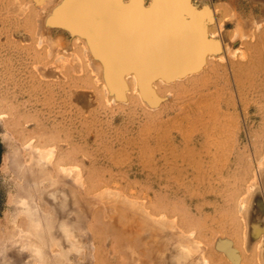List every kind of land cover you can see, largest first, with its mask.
<instances>
[{"label":"rangeland","instance_id":"obj_1","mask_svg":"<svg viewBox=\"0 0 264 264\" xmlns=\"http://www.w3.org/2000/svg\"><path fill=\"white\" fill-rule=\"evenodd\" d=\"M49 1L0 0V264H141L139 232L120 228L133 212L153 219L145 237L160 228L159 254L259 264L263 233L252 260L217 244L264 222V2L200 0V68L119 82L77 21L48 22Z\"/></svg>","mask_w":264,"mask_h":264},{"label":"bare ground","instance_id":"obj_2","mask_svg":"<svg viewBox=\"0 0 264 264\" xmlns=\"http://www.w3.org/2000/svg\"><path fill=\"white\" fill-rule=\"evenodd\" d=\"M261 1L262 3L264 2L263 0ZM49 2H53L51 3L52 5ZM49 2L48 6H46H51L50 12L54 14L55 19L53 15L51 17L49 14L48 16L53 19H48L49 17L47 18L46 16L48 22L50 24H59L60 26L63 24V27L66 25L70 26V21H77L86 30L85 34L82 33L91 47L90 50L92 49L90 56H92L91 60L94 61L93 64L96 69H99V72L107 77L112 72L115 80L119 82H121L120 79L124 74H128L134 69L139 71V75L145 81H151L158 76H178L197 70L200 68V58L204 56L205 50L213 48L206 37V31L202 25L204 18L201 16L202 12H200V0H151L148 6L144 2L137 0L130 4H127L124 0H67V2H62L61 0L62 3L58 0H50ZM54 2H60L56 4V11H52L55 8ZM57 8L60 12L57 11ZM44 17H42L43 20ZM69 18L71 20L68 22ZM72 18L76 19L73 20ZM67 22L68 24H66ZM69 26H66L67 29L72 30V27L69 28ZM77 29L75 30L74 28L75 32L78 30L80 32V29ZM108 79L110 80L109 77ZM262 185L263 187L261 188L264 190V179ZM252 189H250L251 192ZM257 201H260L259 204H263L261 203V198L257 199ZM122 207L123 204L117 206L118 210ZM127 207L128 209L130 208V206ZM244 208L246 207L244 206ZM129 211L131 213V210ZM133 213L135 214V212ZM133 213L128 215V223L126 225L121 226L118 220L117 222L125 233L130 234L136 230L139 232L138 240H136L138 241V245H136L138 251L135 257L141 259V264H197V259L188 260V255L185 254L187 252L183 253L185 249H182V245L180 246L179 244H175L168 254H159L161 252L159 250L164 248L161 247L164 241L161 239L158 242V238H156L157 225H155L157 229L154 226L152 230L150 229V235L147 238L145 237L147 233H143L145 232L143 226L148 225L147 227H149L148 223H152L153 219H148L147 223L146 220L139 219L140 216L137 218V215L135 214V216ZM244 213L242 212L243 215ZM247 213L246 211V216H248ZM145 216L147 215L145 214ZM153 218H156L157 221L153 224L159 222L157 217ZM247 221L246 244H242L236 250L231 247L227 240H222L217 244V247L222 251L224 250L223 252H226L232 261L237 262L238 258L252 260L257 249H255V252L252 250V239L260 233L264 234V222L252 221V218L247 219ZM158 231H160V228ZM0 246L2 251V247L5 245ZM248 251L250 253H247ZM208 253V256L202 259L203 264H212L215 260L213 252L209 250ZM257 258L259 264H264V245H260ZM221 260L223 261V259ZM248 264H250V261Z\"/></svg>","mask_w":264,"mask_h":264}]
</instances>
